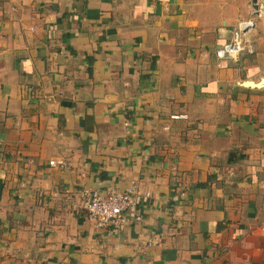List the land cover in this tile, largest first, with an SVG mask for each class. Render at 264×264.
Here are the masks:
<instances>
[{
  "label": "crops",
  "instance_id": "crops-1",
  "mask_svg": "<svg viewBox=\"0 0 264 264\" xmlns=\"http://www.w3.org/2000/svg\"><path fill=\"white\" fill-rule=\"evenodd\" d=\"M263 228L264 0H0V264H264Z\"/></svg>",
  "mask_w": 264,
  "mask_h": 264
},
{
  "label": "built area",
  "instance_id": "built-area-1",
  "mask_svg": "<svg viewBox=\"0 0 264 264\" xmlns=\"http://www.w3.org/2000/svg\"><path fill=\"white\" fill-rule=\"evenodd\" d=\"M254 24L252 18L240 21L230 40L216 51L218 58L221 60L238 59L247 49L245 35L254 27ZM55 163V160L50 161L51 165H55ZM80 195L83 208L86 210L89 219L93 220L98 227H121L129 222L126 213L134 204L132 191L112 190L102 194L86 188L81 191Z\"/></svg>",
  "mask_w": 264,
  "mask_h": 264
}]
</instances>
